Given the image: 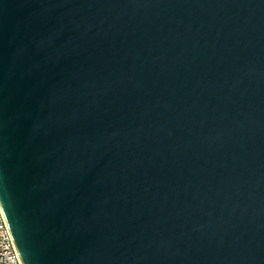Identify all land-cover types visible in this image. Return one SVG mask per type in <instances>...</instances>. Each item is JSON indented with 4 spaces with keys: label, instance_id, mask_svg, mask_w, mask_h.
Returning a JSON list of instances; mask_svg holds the SVG:
<instances>
[{
    "label": "water",
    "instance_id": "1",
    "mask_svg": "<svg viewBox=\"0 0 264 264\" xmlns=\"http://www.w3.org/2000/svg\"><path fill=\"white\" fill-rule=\"evenodd\" d=\"M0 206L22 264H264V0H0Z\"/></svg>",
    "mask_w": 264,
    "mask_h": 264
},
{
    "label": "built area",
    "instance_id": "2",
    "mask_svg": "<svg viewBox=\"0 0 264 264\" xmlns=\"http://www.w3.org/2000/svg\"><path fill=\"white\" fill-rule=\"evenodd\" d=\"M0 264H22L0 206Z\"/></svg>",
    "mask_w": 264,
    "mask_h": 264
}]
</instances>
